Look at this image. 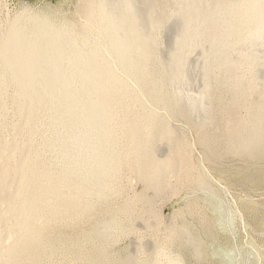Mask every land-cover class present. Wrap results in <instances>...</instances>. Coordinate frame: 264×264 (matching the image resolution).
<instances>
[{
  "label": "bare ground",
  "instance_id": "obj_1",
  "mask_svg": "<svg viewBox=\"0 0 264 264\" xmlns=\"http://www.w3.org/2000/svg\"><path fill=\"white\" fill-rule=\"evenodd\" d=\"M73 16L0 0V264H264L222 166L264 158V0Z\"/></svg>",
  "mask_w": 264,
  "mask_h": 264
},
{
  "label": "rangeland",
  "instance_id": "obj_2",
  "mask_svg": "<svg viewBox=\"0 0 264 264\" xmlns=\"http://www.w3.org/2000/svg\"><path fill=\"white\" fill-rule=\"evenodd\" d=\"M78 1L79 0H7L11 9L16 6H20V4L23 3H27L34 7L45 5L52 9L64 10L65 15H67L71 19H75L73 15ZM192 86V84L187 82L184 87L192 88ZM194 89L200 91L198 86H195ZM229 160L233 161L230 162ZM257 161H259L260 167L259 163H256ZM257 161H255L251 166H247L241 165L243 164L242 162H240L241 164H239V161H236V159L234 158H226V160L222 162V166L224 169L231 170L233 167L236 168L237 166H244L243 168H245V171L238 175H234L232 171H227L226 173L228 174V176L223 177V182L231 186H229L230 189H228V191H231L230 193L232 194L229 193V196L232 195V197L237 199H235L237 205L238 207H240V210H242L241 212L245 215L244 220L239 223L241 226L238 230L239 233H237L239 239H237L236 237V240L240 243H244V238L245 241L251 238L252 240L254 239L253 241L256 245L263 244L264 248V158ZM255 164L258 165L259 169ZM252 167H254V169ZM248 169L249 171H247ZM235 176L240 177L238 178ZM231 183H233L234 185ZM184 196L185 194L181 193L178 196H173L164 204L162 203L160 205V209L162 208L161 211L168 215L170 212H173L174 210L180 208V206L182 207L183 204L181 198ZM183 209L185 211L188 210L185 207ZM50 231H54L58 234H64V225L55 226L51 228ZM240 237H242V239ZM260 246L262 247V245ZM261 247L260 249L262 250L263 248ZM262 251H264V249Z\"/></svg>",
  "mask_w": 264,
  "mask_h": 264
}]
</instances>
